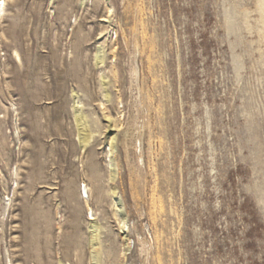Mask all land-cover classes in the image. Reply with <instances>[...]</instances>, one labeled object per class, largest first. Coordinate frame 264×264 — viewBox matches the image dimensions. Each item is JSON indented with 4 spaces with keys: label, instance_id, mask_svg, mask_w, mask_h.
Returning <instances> with one entry per match:
<instances>
[{
    "label": "rangeland",
    "instance_id": "374dc122",
    "mask_svg": "<svg viewBox=\"0 0 264 264\" xmlns=\"http://www.w3.org/2000/svg\"><path fill=\"white\" fill-rule=\"evenodd\" d=\"M3 1L0 264H264V0Z\"/></svg>",
    "mask_w": 264,
    "mask_h": 264
},
{
    "label": "bare ground",
    "instance_id": "6f19581e",
    "mask_svg": "<svg viewBox=\"0 0 264 264\" xmlns=\"http://www.w3.org/2000/svg\"><path fill=\"white\" fill-rule=\"evenodd\" d=\"M4 12H5V2L3 0H1L0 1V20H1L2 16L4 15ZM14 56H15L16 60L19 63H22V59H21L20 54L18 52H15L14 53ZM88 140H89V137L88 136H84L83 137V143L84 144H87L88 143ZM123 224H125V222H123Z\"/></svg>",
    "mask_w": 264,
    "mask_h": 264
}]
</instances>
